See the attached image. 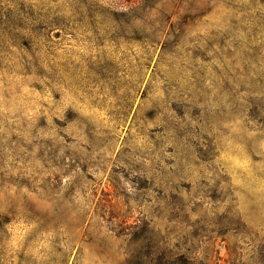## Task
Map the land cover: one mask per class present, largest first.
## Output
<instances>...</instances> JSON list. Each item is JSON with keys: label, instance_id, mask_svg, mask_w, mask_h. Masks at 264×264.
<instances>
[{"label": "rangeland", "instance_id": "1", "mask_svg": "<svg viewBox=\"0 0 264 264\" xmlns=\"http://www.w3.org/2000/svg\"><path fill=\"white\" fill-rule=\"evenodd\" d=\"M264 264V0H0V264Z\"/></svg>", "mask_w": 264, "mask_h": 264}, {"label": "trees", "instance_id": "2", "mask_svg": "<svg viewBox=\"0 0 264 264\" xmlns=\"http://www.w3.org/2000/svg\"><path fill=\"white\" fill-rule=\"evenodd\" d=\"M169 264H176V263H174V262H169Z\"/></svg>", "mask_w": 264, "mask_h": 264}]
</instances>
